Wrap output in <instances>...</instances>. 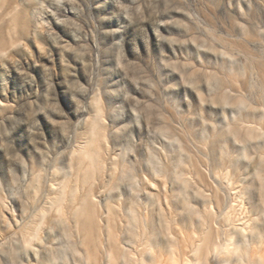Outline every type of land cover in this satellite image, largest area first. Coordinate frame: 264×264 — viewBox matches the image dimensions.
Listing matches in <instances>:
<instances>
[{
    "label": "rangeland",
    "instance_id": "374dc122",
    "mask_svg": "<svg viewBox=\"0 0 264 264\" xmlns=\"http://www.w3.org/2000/svg\"><path fill=\"white\" fill-rule=\"evenodd\" d=\"M97 3L104 7L78 15L71 3L0 0V201L6 208L0 264H37L41 257L53 264H104L97 241L83 245V219L66 216L47 220L42 244L28 256L13 254L15 222L29 223L63 186L76 193L80 210L93 214L100 236L111 230L128 255L114 256L119 264H135L144 230L155 234L150 243L164 261L179 229L220 244L217 208L230 198L219 175L228 174L257 225L264 223V0H156L167 11L159 31L149 24L150 36L140 44L175 62L172 87L143 94L148 112L137 137L117 123L122 117L113 106L105 103L102 119L96 108L81 113L68 91L70 83L85 80L74 49L91 46L99 17L120 11L116 0ZM120 3L128 7L132 0ZM134 38L130 30L126 50ZM136 64L129 71L136 73ZM37 94V103L52 107L34 115L31 107L21 110ZM92 121L103 131L96 142L99 164H80L75 151ZM196 260L189 252L188 264Z\"/></svg>",
    "mask_w": 264,
    "mask_h": 264
},
{
    "label": "clouds",
    "instance_id": "9594fccd",
    "mask_svg": "<svg viewBox=\"0 0 264 264\" xmlns=\"http://www.w3.org/2000/svg\"><path fill=\"white\" fill-rule=\"evenodd\" d=\"M116 2L120 5V11L110 16L99 17L90 29L91 46L82 45L79 49H74L78 52L83 63L85 80L84 82L70 83L68 91L81 113L96 108L100 110L98 114L102 119L105 103L113 106L122 117L117 123L127 125L131 135L137 137L144 132L141 121L144 120L148 112V106L141 99L143 94L145 92L148 94L160 92L166 86L172 87V76L169 70L173 69L175 62L163 52L160 54H156L154 51L146 53L140 44L141 38L147 41L150 36L151 30L148 25L156 28L161 24L162 21L159 17L167 9L158 8L156 0H132L131 6L128 7L121 4L120 0H116ZM52 3L60 8L71 3L72 10L78 15H83L86 10L90 13L93 8L104 7V4L97 3V0H52ZM4 6L7 7V4L5 3ZM112 20L116 21L117 26L111 30L106 29L103 26L104 23ZM130 30L134 32L135 38L126 50V38ZM156 31L158 32L159 29L156 28ZM117 35L120 39L116 43L107 39ZM161 39L163 40L164 37ZM171 43L184 42L171 41ZM178 51L181 50L173 49V53ZM132 61H139L140 64L147 67L151 76L145 75L144 68H141L140 64L135 65L136 73L129 71V64ZM51 92L52 86L49 84V93L46 94L49 99ZM38 99H40L39 94L29 104L23 105L21 110L31 107V114L34 115L52 107L48 101L37 103ZM4 107L9 106L4 105Z\"/></svg>",
    "mask_w": 264,
    "mask_h": 264
},
{
    "label": "bare ground",
    "instance_id": "6f19581e",
    "mask_svg": "<svg viewBox=\"0 0 264 264\" xmlns=\"http://www.w3.org/2000/svg\"><path fill=\"white\" fill-rule=\"evenodd\" d=\"M98 113L97 118L99 117ZM99 124V121L89 123L83 135L84 144L75 151V158L80 164H99V151L96 142L102 138L103 134ZM112 164L115 163L112 162ZM219 178L222 185L229 190L230 198L226 207L217 208V215L220 219L218 220V224H220L218 230L220 233L222 231V235L218 234L219 232L217 235L221 236L220 240L222 242L220 241L221 243L217 245L216 238L196 237L195 234L188 235V233H184L179 229L175 232L172 249L170 248L171 252H169L170 255L164 261V253L155 249L150 243L155 238V234L149 235L150 231L144 230L143 238L146 240L144 246L138 251V259L134 262L135 264H188L189 252H195L198 264H264V223L260 227L257 225L256 219L253 218L244 203L239 187L232 183L228 178V174H223L222 178L219 175ZM75 196L76 193L73 190L63 186L60 193L52 199V202L40 209L36 217L29 223L27 221L21 226L20 223L17 224L18 221L15 222L12 234L15 238L11 242L13 254L21 259L25 258L26 255L28 256L34 246L42 244L40 234L47 220L51 217L61 218L66 216L74 220L83 219L84 225L81 224L82 228L80 230L85 235L83 245L84 247L91 246L93 240L97 241L103 251L102 263L119 264L113 261L114 256L115 259L126 258L128 255L121 251L120 243L111 230L104 231L103 236L98 234L100 231L94 223L93 214L90 211L80 210L81 206L76 205V201H74ZM5 210V206L0 201V219L4 216L3 211ZM11 228L9 227V230ZM91 230H93L94 238L91 237V234L89 238V231ZM2 234L0 229L1 238ZM232 247H234L233 250ZM212 257L215 258L214 261ZM41 258L42 262L39 261L37 264H53L50 260L46 262V258ZM129 263L130 261L124 264Z\"/></svg>",
    "mask_w": 264,
    "mask_h": 264
}]
</instances>
